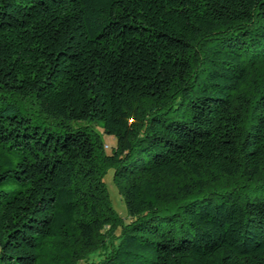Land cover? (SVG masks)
<instances>
[{"label": "trees", "instance_id": "obj_1", "mask_svg": "<svg viewBox=\"0 0 264 264\" xmlns=\"http://www.w3.org/2000/svg\"><path fill=\"white\" fill-rule=\"evenodd\" d=\"M99 249L264 264V0H0V264Z\"/></svg>", "mask_w": 264, "mask_h": 264}, {"label": "rangeland", "instance_id": "obj_2", "mask_svg": "<svg viewBox=\"0 0 264 264\" xmlns=\"http://www.w3.org/2000/svg\"><path fill=\"white\" fill-rule=\"evenodd\" d=\"M73 125L75 128H77L78 126H85L89 124L87 122H78V123H73ZM91 126L97 133H99L102 136L107 152H111L113 146L116 145V139L112 136L105 134L103 128L99 124H92ZM104 182L106 185L108 196L111 200L112 207L124 222L129 221L126 199L123 193L121 192V189L115 179L113 168H110L109 171H107L106 174L104 175ZM103 252H105L104 249H99L93 252L92 254H90L89 257L86 259V261H82L78 264H87V262L97 263L104 257ZM46 259L47 260L43 261L44 264H57L53 260H50L51 259L50 257L49 259L48 258ZM64 264H68V263H64Z\"/></svg>", "mask_w": 264, "mask_h": 264}]
</instances>
